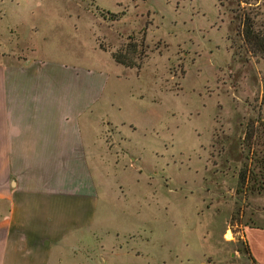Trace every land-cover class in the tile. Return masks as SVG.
<instances>
[{
  "label": "rangeland",
  "instance_id": "1",
  "mask_svg": "<svg viewBox=\"0 0 264 264\" xmlns=\"http://www.w3.org/2000/svg\"><path fill=\"white\" fill-rule=\"evenodd\" d=\"M6 3L0 32L8 36L6 27L28 12L20 17ZM115 3L108 9L122 13L117 21L97 9L107 18L93 24L99 47L125 51L143 42V52L132 54L139 75L107 92L112 120L132 124L102 131L112 167L106 183L117 179L123 187L119 201L117 193L101 194L109 231L102 263L253 264L243 231L264 229V58L252 59L241 45L237 0ZM257 4L260 28L264 0ZM87 54L111 59L89 47ZM128 86L139 99L134 104ZM98 118L94 112L92 131ZM123 165L133 176L122 184ZM87 258L99 260L94 247Z\"/></svg>",
  "mask_w": 264,
  "mask_h": 264
},
{
  "label": "crops",
  "instance_id": "2",
  "mask_svg": "<svg viewBox=\"0 0 264 264\" xmlns=\"http://www.w3.org/2000/svg\"><path fill=\"white\" fill-rule=\"evenodd\" d=\"M113 1L120 7L121 0H0V21L6 2L20 17L28 12L6 27L8 36L0 32V264H103L109 231L101 194L117 193L119 201L123 187L113 178L106 183L112 167L102 131L132 124L112 120L107 92L140 73L98 45L94 21L107 18L97 9L110 12ZM88 47L111 61L89 59ZM133 88L132 104L139 100ZM120 170L123 184L133 174ZM243 237L256 264H264V229L246 227ZM93 247L98 261L87 258Z\"/></svg>",
  "mask_w": 264,
  "mask_h": 264
},
{
  "label": "trees",
  "instance_id": "3",
  "mask_svg": "<svg viewBox=\"0 0 264 264\" xmlns=\"http://www.w3.org/2000/svg\"><path fill=\"white\" fill-rule=\"evenodd\" d=\"M238 10L241 11V18L237 27V33L241 39V45L244 47L245 51L251 56L255 57L256 60L264 58V19L260 23V28H256V16L260 14L257 9V4L259 0H237ZM222 3V1H221ZM257 4V5H256ZM242 5V6H241ZM253 9L254 12L252 11ZM109 21H117L122 13L120 12H108ZM253 13V16H251ZM143 42H132L127 44L125 51L122 49L119 51L111 52L112 58L116 63L121 64L125 67H138L139 63L134 60L133 56L135 54H140L142 51ZM139 49V50H138ZM133 54V56H132ZM253 228V227H251ZM246 253L250 257L253 264H256L254 258L250 253L249 246L245 241Z\"/></svg>",
  "mask_w": 264,
  "mask_h": 264
},
{
  "label": "bare ground",
  "instance_id": "4",
  "mask_svg": "<svg viewBox=\"0 0 264 264\" xmlns=\"http://www.w3.org/2000/svg\"><path fill=\"white\" fill-rule=\"evenodd\" d=\"M226 237H227V239H230V236H229V234H228V235H226Z\"/></svg>",
  "mask_w": 264,
  "mask_h": 264
}]
</instances>
